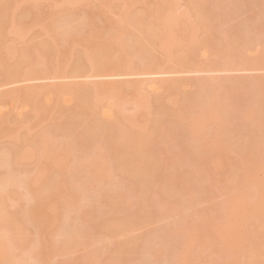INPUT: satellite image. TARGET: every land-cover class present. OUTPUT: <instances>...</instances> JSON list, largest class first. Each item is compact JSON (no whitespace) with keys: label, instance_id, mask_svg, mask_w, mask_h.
Segmentation results:
<instances>
[{"label":"rangeland","instance_id":"rangeland-1","mask_svg":"<svg viewBox=\"0 0 264 264\" xmlns=\"http://www.w3.org/2000/svg\"><path fill=\"white\" fill-rule=\"evenodd\" d=\"M67 1L69 0H9L10 5L8 12H6L8 26L10 27L13 20H16L14 24L22 25L27 35V37L25 36L26 40L33 39V42L39 41L41 43L43 39L45 40L49 36L43 29V24L45 26L50 25L53 17L58 19L57 25L51 28L53 32H61L64 25L66 27V24L68 25V23L78 19L79 24L82 22L85 25L83 28L81 26L82 34L81 32L80 34L82 37L84 34L86 35L85 38H88V34L91 33L96 37L98 34L100 35L99 32L101 34L112 32V36L116 37L113 42L115 52L110 54L109 59L120 64L114 70L87 67L80 72L67 69V71L61 70L58 73L43 72L38 76L35 74L36 76L30 75L29 77H24L22 74L17 77H7L0 71V132L3 131V134H0V150L18 144L17 137L22 140V144H33L35 139L37 141L44 135L48 143L47 155L45 154V157L42 158L40 166L35 167L36 162L35 164L32 163V159L21 160L20 164L16 166L18 167L17 174L22 175L25 170L29 169L28 178L31 179L33 186H37V179L43 174H49L51 160L57 159L62 165H65V167L60 168V164L59 167L55 168V170L63 172L57 176L61 190H64V180H69V176L73 174L75 178L84 174L87 178L85 185L91 187V185H96L99 182L96 179L99 173L98 175L97 173L94 174L92 164L104 160V157L110 164H115L116 156L119 154L121 157L120 149L124 148L127 143L125 141L123 147L118 149L120 150L119 153L116 149L114 150L115 147L110 148L111 151L107 149L108 139L111 134L116 132L111 130L112 121L116 128L126 126L136 135L147 136V133L152 132L156 120L161 119L165 120L163 123L166 126L172 125L173 130L169 132V136L161 137L158 141L160 143L154 146L152 158L161 161L166 166L158 171L159 184L155 192H150L149 199H160L159 191L161 188L174 186L172 179L175 177V172L178 173L181 165L185 164L183 169L195 178L190 189L194 187L197 189L194 191V201L185 208L187 211V215L183 218L185 229L190 230L192 224H200L203 212L214 214L216 219L214 222L221 224V218L226 217L225 200L234 195L233 189L237 185L244 186V192L256 196V202L263 206L264 56L262 55H264V5L262 4L264 0H258L256 3L250 2L251 0H226L221 4V7L215 8L217 14L223 12L228 15V24L233 26V31H230L229 35L247 32V46L242 45L243 42L240 41L234 49H228L229 41H227L223 31L217 35L219 40L212 42L211 46H206L202 40L205 38L204 35L209 32L204 28H198L194 36L195 44L193 46L187 43L189 36L184 28L191 22L198 23L201 20V17L196 14L192 7V0H83L76 4ZM232 5L234 6L232 7ZM168 11L176 13L178 16L176 23L172 25L176 32L174 35L164 32L166 27L170 25L167 20H157L159 13L165 16ZM1 12H4V7H1ZM64 14L66 17L63 18L67 19L60 21L62 19L60 16ZM88 15H93V17L91 16L92 18L89 19ZM126 15L130 19V25L127 24V19L125 20ZM140 17L141 19L144 17L145 20L142 22L147 21L148 25L153 26L152 28L160 23L157 27L158 31L163 30L162 32L156 31L159 33V41L157 40V43L154 44L150 51L151 54L147 55L146 61L153 63L152 68L146 65L138 66V64L141 65L140 58L135 61L138 64L134 65L132 60L137 56L130 59L121 58L117 55V49L120 48L117 44V37L123 36L122 39L126 40L133 35L135 39L142 35L143 26H139L140 21L136 20H139ZM88 21L93 24H91V30ZM135 21H137V25ZM122 22L127 25L124 26ZM217 23L215 22L216 26H218ZM110 25L114 26L110 27ZM69 27L67 26L65 30ZM126 29L130 30L133 35L131 33H128L131 36L127 35L128 30L125 31ZM146 30L144 27L143 31ZM7 34V42L19 41L12 33L7 31ZM179 35H182L183 39L178 50L191 49L195 53L196 59L203 61L204 66L180 67L176 63L170 65L162 63L166 55L163 47H168ZM239 35L241 36L240 40L246 36ZM91 37L89 35V39ZM134 38L128 39L127 42L129 43V40L134 42ZM96 39L97 37L94 42ZM79 41L83 43H78ZM79 41L73 42L72 46L68 48H72L71 51L74 49L77 54L82 55L87 48L85 47L87 45L84 46V44L90 42L82 39ZM5 44L0 43V51L5 50ZM117 46L118 48H116ZM81 51L82 53H80ZM79 54L77 56H80ZM241 54L244 56L243 58H241ZM61 55L64 56V52ZM71 56L72 54L62 58L60 63L55 62L53 64L65 67L68 63H72L70 60L76 55L72 58ZM143 57L146 59L145 56ZM151 69L159 73H149ZM169 83H175L177 86L170 88L171 86L167 85ZM200 84H204V91L200 90L202 88ZM75 85L91 87L89 89L93 87L103 88L105 93H99L104 94L105 98L102 96L103 101L97 108L94 106L96 109L93 106L91 107L94 109L82 108L86 106L78 107L76 106V95H73L72 91L69 90ZM166 85L169 89H166ZM28 90H44L45 93L42 96L44 99L43 110H36L33 101L23 98L21 94ZM56 90L61 91L58 93ZM176 95L181 96L178 102L175 99ZM135 99H138L137 102ZM159 99L160 101H158ZM58 102L62 104V107ZM62 108H65L66 112H62ZM68 108L72 109H70L72 114L67 110ZM73 112L74 115H79V119H77L79 121L75 125L69 123L72 125L71 127L68 125L72 118L69 117V114L73 115ZM94 114L99 115L97 118H100L102 123H108V126L106 125V129H103L102 133L99 132L97 135L91 136L94 132L92 128L95 127L96 115L94 116ZM244 114L249 122H245ZM91 117L93 118L92 123ZM178 118H182L183 123L181 120H176ZM244 123H248V127L254 131L242 128ZM146 124L149 128L146 127ZM58 126H62V128L59 129ZM80 134L83 135L82 138L79 137ZM115 135L113 134L111 138ZM246 136H248V140H246ZM63 138L69 141L61 143L60 140ZM83 138L85 140H82ZM200 138H203L200 144H195ZM81 142H87L88 146L80 145ZM145 163L146 157L142 155L141 164ZM232 165H234V170H232ZM32 169L33 171H31ZM246 173L249 176L247 180L242 178ZM95 175L97 176L94 177ZM116 183L118 187H121V196L129 194L130 198L134 199L135 192L126 189L131 183H129L124 172L117 173ZM107 187L109 188L110 185ZM107 191L104 193L106 194ZM7 202L11 205L13 197L8 198ZM109 203L107 206L110 210L115 209L117 211L113 216L116 218L125 216L129 205L123 199ZM137 205L139 206V204ZM20 208V205H16L14 210L19 211ZM134 208L136 210L139 207L135 205ZM214 208H216L215 212H212ZM79 213L83 216L85 214L84 209H81ZM46 214L48 220L39 227V239L45 236L50 224V211H47ZM174 217L168 216V220H161L156 217L132 227L129 225L125 229L127 232L118 231L119 236L118 233L109 231L101 225L97 227L101 229L97 230L109 237L105 242L107 247H98V245L90 244L88 241L74 246L64 254L56 256L55 259L62 261L70 258L74 264H81L82 260H84L83 264L85 262L90 264L93 259H96L98 264H113L114 261L111 262V258L118 252L117 241L119 239L122 240L121 242L126 240L123 245L127 250L134 244V239L132 242L130 239L132 240L135 236L138 237L137 242L138 240L142 242L141 244L137 243L139 246L134 255L137 257L140 253V247L152 245L150 243L152 241L149 242L147 236L149 235L148 237H151L150 240H152L151 233L156 230L159 232L165 225L172 224L176 220ZM246 225L248 229L253 228L255 230V236L250 243L248 240L245 242L248 245L241 252L243 264H264V207L260 209V215H257V210L249 211L246 217ZM205 232H211V227L202 228L200 231L201 242L204 241L202 238ZM26 234L30 237L29 240L36 242L37 235L31 226H29ZM14 236L15 233L12 234V237ZM215 236L211 238V240L214 238L212 245L203 243L195 248L193 264H241L235 262L231 254L223 258V250L226 248L221 240ZM178 237L183 242L184 231L178 232ZM187 238L191 242L189 235ZM87 240L89 239L87 238L85 241ZM28 242L18 241L14 255L16 258L24 257L26 261L29 260L30 263L28 264H37L35 254L39 245L36 242L35 246L31 247L33 250H30L27 245ZM130 244L131 246H129ZM77 258L82 259L75 262ZM159 258L164 260L165 264L169 260L163 252ZM213 258L216 259L213 260Z\"/></svg>","mask_w":264,"mask_h":264},{"label":"bare ground","instance_id":"bare-ground-1","mask_svg":"<svg viewBox=\"0 0 264 264\" xmlns=\"http://www.w3.org/2000/svg\"><path fill=\"white\" fill-rule=\"evenodd\" d=\"M81 1L83 0H69L67 2L76 4ZM257 1L258 0H251L250 2L256 3ZM224 2H226V0H192V7L196 11V14L201 17V20H199L198 23L191 22L184 28L185 32L188 33L189 36L187 41L189 45L193 46V44H195L194 36L196 35L198 28H204L207 30V32H209L208 34L204 35L205 38L202 40L206 46H211L212 42L219 40L217 35L222 31L225 33L224 35H226L227 41H229L228 45L230 46L228 49H234L236 44L240 41L243 42L242 45L247 46V32H239L241 35H246L242 38V40H240L241 36L238 33H231L229 35V32L233 31V26L228 24V15L224 14L223 12L218 14L215 12V8L221 7V4ZM9 5V0H0V16L2 15L0 18V43L5 44L7 42L6 36L9 34H7V31L12 33L20 42H7L4 47L5 50H3V52L0 51V71L3 75L7 77H17L22 74L24 77H29L30 75L33 76L35 74L38 76V74H42L43 72L58 73L61 70L67 71V69H69V71L80 72L84 69H87V67H90V69L108 68L113 70L118 68L120 63L109 59L110 54L115 52V45L113 42L116 40V37L112 36L111 31L107 33L103 32L102 34L99 32L100 35L98 34L99 36H96L97 39L94 42L96 37H94L95 35L92 33V35L88 34V38H85V34L84 37H82L81 26L83 28L85 25H83L82 22V24H79L78 19L73 20V23L70 22L71 25L70 23H68V25L66 24V27L70 26L67 30H65L66 27L64 25V28L61 30V32H53L51 28L55 27L58 22V19L53 17L50 21V25L45 26L42 23L43 29L46 31L47 35H49L48 38H46L47 40L45 39V41L43 39V42L41 41L40 43L38 41L36 43L33 42V39L26 40V32L23 30L22 25H17V23L14 24L16 20H13V22L10 24V27L8 26V16L6 12H8ZM262 5H264V3ZM233 6L234 5H232V7ZM1 7H4V12H1ZM230 9H232L231 6ZM57 16H59V14H57ZM91 16L93 17V15H88V17H90L89 19L92 18ZM60 17L62 18L60 21L67 19L63 18L66 17L65 14ZM157 18L158 21L167 20L170 23L166 29L163 27L165 29L164 32L172 35L176 34L174 27L172 26L173 23H176L178 19L176 13L168 11L165 16L159 13ZM126 19L127 24L129 23L130 25L131 22L128 16L127 18L125 17V20ZM136 20L138 22L140 21L138 23L140 24L139 26H143L142 31L144 30V27L146 30L148 26L146 30L147 32L143 31L142 33L141 31L142 35L135 39V36L131 33V31L126 29L125 31L128 30L126 34L129 35L131 33L134 37L132 36L130 38H134L135 41L133 42V40H129V43L131 41L129 44L127 40L130 38L124 40L122 39L123 36L117 37V44L120 46V48L117 49V55L121 58L124 57L130 59L137 56L138 59L136 57L134 58L135 60H132L134 65L138 64L135 63V61L139 60L140 58L141 65L138 64V66L146 65L152 68L151 66L153 63L146 61L148 58L147 55L151 54L150 51L152 50L154 44L157 43V40L159 41L158 32H162L163 30L160 29V31H158L159 29L157 27L160 25L158 22V25L152 28L153 26L151 27L148 25L147 21H145L146 23L142 22L145 20L144 17H142V19L140 17L139 20ZM137 21H135L136 25ZM123 22L122 24L124 25ZM215 22H218V26L215 25ZM91 24L92 22L90 21L89 23L88 21L90 30L92 27ZM111 26L113 27L114 25H110V27ZM117 31L118 30L116 28V32ZM89 35L90 37L93 36L94 38L92 39L91 37L89 39ZM179 37L176 36L174 42L168 45V47H163L166 55L162 63L164 65L176 63L180 67L191 65L196 67L204 66L205 64L203 61L196 59L195 53L192 52L191 49L185 51L178 50L183 39L182 35H179ZM81 39L87 41L89 39L88 42H90V45L84 44V46L87 45L85 46L87 47L85 49V53H82L84 50L83 49L80 52L82 55L78 53L80 56H77L78 54L74 51V49L71 51L72 48L70 49L68 47H71L73 42H78ZM21 42L23 43L19 44ZM81 42L79 41L78 43ZM116 48H118V46ZM61 51L64 52V56L61 55ZM55 52H58L59 54ZM57 54L58 56L56 57ZM71 54L72 56L76 55L77 57L75 56L76 58L74 57V59L71 56L73 61H70L72 63H68L65 65V67H61L59 65L55 66L53 64L55 62L60 63L62 58L70 56ZM143 56H145L146 59H144ZM243 57L244 56L241 54V58ZM152 72L154 74V72L157 71L151 69V72L149 73ZM167 85L169 87L171 86L170 88H172V86L174 88L177 86L175 83H169ZM167 85L166 89H169ZM200 85H202L200 90L204 91V84ZM89 88H87V86L81 87L79 85L69 88L73 95H76V106H86L82 107L84 109L87 107L93 108L94 106L97 108L101 101H103V97L105 98L104 94H101L103 92V88ZM56 91L59 93L61 90ZM44 93V90H28L23 92L21 95L23 98L33 101L36 110H43L42 108L44 105V99L42 96ZM179 98H181V96L176 95L175 99L177 102L179 101ZM136 100L138 99H135V101ZM158 101H160V99ZM58 104L62 107L60 102H58ZM62 109V112L65 111V108ZM70 109L68 108L67 110L70 111ZM95 115L96 114H94V116ZM70 116L72 118L69 120L68 125L72 127L73 124L75 125L79 121H77V119H79V115H74L73 112V115L69 114V117ZM97 116L99 115H96V118L94 117L95 127H91L94 129V132L91 134V136H95L99 132L102 133V130H105V127L108 126V123H102L99 120L100 118H97ZM244 117L245 122H249L245 114ZM173 119L175 118L173 117ZM176 120H181L183 123L182 118H178ZM90 121L92 123L93 118L92 120L90 119ZM163 122H165V120H156L152 132H149V134L147 133V136H143L132 133L129 130V127L126 126H118V128H116L113 126L114 122L112 121L111 124L113 127L111 126V130L113 132L115 130L116 132L113 134L116 135L111 138L113 136V134H111L109 138L111 140L108 139L107 141V149H113V147H115L114 150L116 149L117 153H119L121 150L120 154L122 155L121 157L119 154L116 156L117 161L119 157L120 160L118 162L116 161V163L114 162L115 164H110L106 157L103 158L104 160L92 164V170H94V174L97 173L98 175L99 173L100 175H95L94 177H99L100 179L97 177L96 179H98L100 183L97 181L98 183H96V185H91V187L85 185L87 178L84 176V174L78 175V178H75L73 174L69 176V180H64V190H61V187L58 184L57 176L63 172L60 170H55V168L59 167L60 164V168L65 167V165H62V163L57 161V159L54 161L51 160V165L49 164V174L41 175V177L37 179V186H33L30 181L31 179L28 178V174L30 173L29 169L25 170L22 175L17 174L18 167L16 166L20 164L21 160L32 159V163L35 164L36 162L35 167L40 166L42 158L45 157V154L47 155L46 150H48V143L44 135L39 140L37 139V141L35 139V143L32 142L33 144H22V140L17 137L18 144L8 148H2L0 150V264L30 263L28 262L29 260L26 261L24 257H15L14 250L18 241H29L27 245L29 246L28 248L30 250H33L31 247L35 246V243L37 242L39 245V249L35 254L37 264H74V262H71L72 260L70 258L65 260L63 259L62 261H56L55 257L60 254H64V252L72 249L74 246L88 241H90V244L98 245V247H107L108 245L105 244V242L109 237L103 232L97 230L101 229L97 227L102 225L109 231L118 233L119 236L118 231L127 232L125 229L129 225L132 227L133 225L149 221L150 219L152 220L156 217H159L161 220H168V216H175L174 220H176L172 222V224L165 225L159 230V232L156 230L155 232L151 233L150 236H152V240H150L151 237H148V235L147 239L149 242L152 241L150 242L152 245H148L150 247H140V253L137 257H134V255L136 254L139 246L137 243L141 244V240H138L137 242L136 239L138 237H133L132 240L130 239V241L132 242L134 239V244L131 246V243L129 245L131 247L127 248L126 250L123 245V242H126V240L121 242L122 240L119 239V241L116 243V245L118 244V252L113 258H111V262L114 261L113 264H165V261L159 258L163 252L164 255H166V257L169 259L166 264H193L195 261V248L203 243H209L212 245L214 238L213 240H211V238L216 235L215 238L221 240L226 248L223 250V258H226V256L231 254L235 262L243 264V256L241 252L244 250L245 246L248 245L245 242L248 240L250 243L251 239L255 236V230L253 228L248 229L246 225V217L248 212L251 210H257V215H260V209L264 207V205L262 206L256 202V196L244 192V186L237 185L233 189L234 195L228 197L225 200L224 207L226 210V217L224 219L221 218V224L214 222L216 220L213 216L214 214L203 212L200 224H192V229L190 230L184 228L183 218L187 215L185 208L188 206V204L194 201V191L197 189L196 187L190 189L192 184L195 182V178L183 169L185 164L181 165L178 173L175 172V177L172 179L174 186L160 189V199L155 200L148 198V196L150 197V192H155V189L159 184L157 178L158 171L162 167L164 168V166H166L161 161H156L152 158L154 146L157 145V143H160L158 141H160L161 137L169 136V132L173 130L172 125L166 126ZM69 123H72V125ZM91 123L89 124L90 126ZM247 124L248 123H244L242 128H247L248 130L254 131L248 127ZM146 127L149 128L148 125ZM58 128L60 129L62 126H58ZM254 128L256 129L255 126ZM233 130H235V128H233ZM0 134H3V131L0 132ZM82 136L80 134L79 137L82 138ZM11 137L13 136L11 135ZM64 138L60 140L61 143H63V141L64 143H67L69 141L68 139L66 141V138ZM84 138L82 140H85ZM202 139L203 138L198 139L195 144H200ZM246 140H248V136H246ZM125 141L127 142V145L125 144V147L120 149ZM83 143L80 145L85 146L88 144L87 142H85L86 144ZM111 149L109 151H111ZM122 149H125V151H122ZM141 154L146 157L145 164H141ZM166 169L168 168L166 167ZM232 170H234V165H232ZM31 171H33V169ZM119 172H124L126 174L129 183H131L126 187V189L135 192L134 199L130 198L129 194L121 196V187H118L116 183L117 173ZM248 177L249 176L246 173L242 178L247 180ZM135 184L137 185L136 189ZM107 185H110V187L108 188ZM139 186L142 190L138 189ZM106 190L108 191L105 194L104 192ZM190 191H192V193H190ZM10 197H13V202L11 205H9L7 202V199ZM119 199H123L129 206L124 217L116 218L113 215L116 214L117 211L115 209L110 210V208L107 206V203L110 204V201L117 202ZM137 204H139V206ZM16 205L21 206L19 211L14 210ZM135 205L139 207L136 208V210L134 208ZM81 209H84L85 212L83 216L79 213ZM215 209L216 208H214L212 212H215ZM47 211H50V224L48 225L45 236L39 239V227L44 225L48 220V215L46 214ZM29 226L33 228L35 234L37 235L36 242L34 240H29L30 237H28L26 234ZM208 226L211 227V232H205L202 238V241H204L201 242L200 231L203 227L207 229ZM180 231H184L185 238L183 242L180 241L181 238L178 237V232ZM11 233H15V236L12 237ZM188 235L191 237V242L188 241ZM87 238L89 240L85 241ZM80 259L82 258L75 259V262L76 260L80 261ZM214 259L216 258H213V260ZM82 261L83 262H81V264L84 263V260ZM95 262H97L96 259H93L90 264H95ZM85 264L89 263L85 262Z\"/></svg>","mask_w":264,"mask_h":264}]
</instances>
